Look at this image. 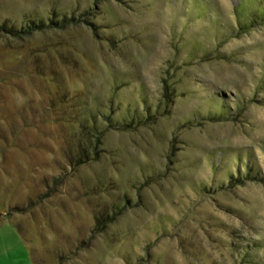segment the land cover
I'll list each match as a JSON object with an SVG mask.
<instances>
[{"label": "rangeland", "instance_id": "374dc122", "mask_svg": "<svg viewBox=\"0 0 264 264\" xmlns=\"http://www.w3.org/2000/svg\"><path fill=\"white\" fill-rule=\"evenodd\" d=\"M0 264H264V0H0Z\"/></svg>", "mask_w": 264, "mask_h": 264}, {"label": "trees", "instance_id": "16d2710c", "mask_svg": "<svg viewBox=\"0 0 264 264\" xmlns=\"http://www.w3.org/2000/svg\"><path fill=\"white\" fill-rule=\"evenodd\" d=\"M122 127H123V128H128V127H129V125H127V124H124Z\"/></svg>", "mask_w": 264, "mask_h": 264}]
</instances>
